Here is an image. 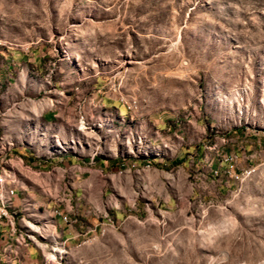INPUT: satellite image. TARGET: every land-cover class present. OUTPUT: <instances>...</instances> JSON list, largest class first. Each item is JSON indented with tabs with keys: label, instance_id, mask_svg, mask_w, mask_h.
I'll use <instances>...</instances> for the list:
<instances>
[{
	"label": "rangeland",
	"instance_id": "obj_1",
	"mask_svg": "<svg viewBox=\"0 0 264 264\" xmlns=\"http://www.w3.org/2000/svg\"><path fill=\"white\" fill-rule=\"evenodd\" d=\"M12 189L36 264H264V0H0Z\"/></svg>",
	"mask_w": 264,
	"mask_h": 264
},
{
	"label": "crops",
	"instance_id": "obj_2",
	"mask_svg": "<svg viewBox=\"0 0 264 264\" xmlns=\"http://www.w3.org/2000/svg\"><path fill=\"white\" fill-rule=\"evenodd\" d=\"M11 201L6 200L2 195H0V204L2 210H10L13 212L14 199L10 197ZM60 215L59 212H57ZM65 221L68 222V218H65ZM13 216H7L6 218H0V251L3 248L5 251L0 256V264H13L17 258H20V252L22 250L20 245H25L27 240L30 239V236L24 233H20L16 227H12ZM69 239H75L79 235L72 229L69 231ZM6 237L11 238L9 243H6ZM27 256V255H26ZM27 257H30L28 254Z\"/></svg>",
	"mask_w": 264,
	"mask_h": 264
},
{
	"label": "built area",
	"instance_id": "obj_3",
	"mask_svg": "<svg viewBox=\"0 0 264 264\" xmlns=\"http://www.w3.org/2000/svg\"><path fill=\"white\" fill-rule=\"evenodd\" d=\"M12 192H13V199H14V197L16 196V190L12 189ZM0 214L3 215L4 218H6V216H13V223H11L12 227H17L16 226V220H15V217H16V213L15 212H10V210H2L1 204H0ZM60 215H62V214L60 213ZM6 240H7L6 243H9L11 238L6 237ZM4 252L5 251H3V248H2L1 251H0V256ZM36 263L37 262L33 261L31 257H27L26 253H25L23 255V257L17 258L13 264H36Z\"/></svg>",
	"mask_w": 264,
	"mask_h": 264
},
{
	"label": "bare ground",
	"instance_id": "obj_4",
	"mask_svg": "<svg viewBox=\"0 0 264 264\" xmlns=\"http://www.w3.org/2000/svg\"><path fill=\"white\" fill-rule=\"evenodd\" d=\"M216 174L218 175L217 172H216ZM0 192H1V190H0ZM12 194H13V193H12ZM6 217H7V216H6ZM0 218H4V216L0 214Z\"/></svg>",
	"mask_w": 264,
	"mask_h": 264
}]
</instances>
